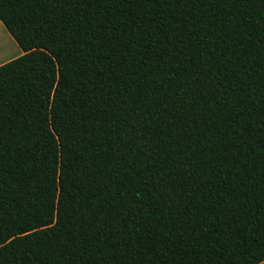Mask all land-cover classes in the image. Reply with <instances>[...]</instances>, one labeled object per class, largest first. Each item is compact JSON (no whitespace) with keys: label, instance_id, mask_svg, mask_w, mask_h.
<instances>
[{"label":"trees","instance_id":"trees-1","mask_svg":"<svg viewBox=\"0 0 264 264\" xmlns=\"http://www.w3.org/2000/svg\"><path fill=\"white\" fill-rule=\"evenodd\" d=\"M0 21L23 52L0 66V264L264 262V0Z\"/></svg>","mask_w":264,"mask_h":264},{"label":"crops","instance_id":"crops-1","mask_svg":"<svg viewBox=\"0 0 264 264\" xmlns=\"http://www.w3.org/2000/svg\"><path fill=\"white\" fill-rule=\"evenodd\" d=\"M0 34L3 38L2 46L0 47V66H3L23 55L22 50L9 34L5 26L0 21ZM261 264H264L261 263Z\"/></svg>","mask_w":264,"mask_h":264},{"label":"snow or ice","instance_id":"snow-or-ice-1","mask_svg":"<svg viewBox=\"0 0 264 264\" xmlns=\"http://www.w3.org/2000/svg\"><path fill=\"white\" fill-rule=\"evenodd\" d=\"M136 192H137V190H133V192H132L133 197L136 196ZM141 195H142V193H141ZM133 202H135V200Z\"/></svg>","mask_w":264,"mask_h":264},{"label":"rangeland","instance_id":"rangeland-1","mask_svg":"<svg viewBox=\"0 0 264 264\" xmlns=\"http://www.w3.org/2000/svg\"><path fill=\"white\" fill-rule=\"evenodd\" d=\"M2 43H3V38L2 35L0 34V47L2 46Z\"/></svg>","mask_w":264,"mask_h":264}]
</instances>
